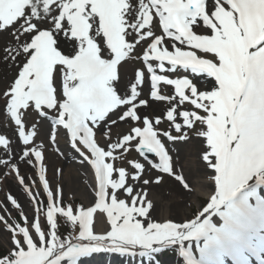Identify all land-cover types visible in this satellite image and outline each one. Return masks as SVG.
<instances>
[{"label": "snow or ice", "instance_id": "obj_1", "mask_svg": "<svg viewBox=\"0 0 264 264\" xmlns=\"http://www.w3.org/2000/svg\"><path fill=\"white\" fill-rule=\"evenodd\" d=\"M0 33L10 37L0 59L16 68L0 111L23 146L17 155L0 134V169L35 211L30 220L8 195L23 223L0 216V264L172 248L183 264H264V0H0ZM154 103L161 115L149 114ZM49 131L94 174L88 206L50 187L36 143ZM170 181L189 196L209 189L195 218L154 216L172 211ZM62 226L78 234L62 239Z\"/></svg>", "mask_w": 264, "mask_h": 264}, {"label": "rangeland", "instance_id": "obj_2", "mask_svg": "<svg viewBox=\"0 0 264 264\" xmlns=\"http://www.w3.org/2000/svg\"><path fill=\"white\" fill-rule=\"evenodd\" d=\"M10 37L7 34L4 33H0V45L1 48L4 47L7 42L9 41ZM3 54V53H2ZM1 55V54H0ZM139 63H135V64H130L128 65V72L129 75L132 74L133 68L134 67H139ZM16 72V68L15 67H9L7 66L2 59H0V91H3L5 88L6 83L8 82V80H10L12 78V76L15 74ZM179 76V75H177ZM150 91V87L148 86L145 89V97H147L148 92ZM167 94H172V89L168 88L167 89ZM2 97H0V104H2ZM166 105L164 103H154L153 104V108L149 109V114L150 115H161L162 112L165 110ZM35 122V119L32 121ZM166 125H162L161 127H165ZM13 127L14 126H10L8 123L5 122V113L3 111H0V134H4L6 135V138L10 139L11 141V147L13 149V152L16 153L17 155L22 151L23 146L19 143L18 139L16 138L14 131H13ZM29 127H31V123L29 124ZM48 133L44 134L42 132H38V137H39V141H36L37 144H43L45 147V164H46V168H45V172H46V179L49 181L50 187L53 188V186L60 187L63 188L62 185V181H60L59 183L55 184V180H54V176L57 175L58 173L59 175H62V169L64 168V165H66V156L62 155L61 151L57 152L56 149H52L47 141L48 138ZM63 141H61L60 143H64L65 139L64 137L61 135L60 137ZM65 144V143H64ZM67 145V144H65ZM62 146V145H61ZM64 152L68 153V155H71L75 160L76 158L73 156V154L71 153L70 149L68 148V145L66 146ZM4 155V152L2 149H0V157H2ZM67 155V154H66ZM138 154L135 153V151L131 152L128 156L129 159H133V158H137ZM78 161V160H76ZM70 165V164H69ZM60 170L59 172L57 170ZM7 171L6 169H0V216H4L6 219L9 220V223H11L12 219H15L16 221L23 223V221L20 219V211L21 209H29L28 211L25 210V215L28 216V218L30 220H34L35 219V211L34 208L32 206L31 201L29 200V198L27 197V195L24 193L22 186L17 185L14 183L11 175L5 177L3 175V173ZM20 172L21 175L25 176V183L28 185H32L33 182L35 183V186L33 187V191L36 193H39V198L41 200L44 201V203H46V197L43 194V190L41 189V185L39 183V179H38V175L36 174V171L34 168H31L23 163L20 164ZM61 172V173H60ZM79 172H77V175ZM58 178V177H57ZM11 179V181H10ZM11 182V185L8 189H13L16 191V198L15 196H13L18 203L21 205V209H14L12 207V204L8 201L7 197H8V191L5 190L4 185L7 182ZM59 184V186H58ZM176 186H178L179 188H175ZM167 189L173 190L175 193H177L183 200H185L184 202L185 204V211L187 213V217L188 218H195V214L198 212V210H202V205L203 206L206 204V201L204 199L198 198L199 204H193L188 200V196L183 197L182 195L185 193L184 190H182V192L180 191L181 186H179L178 183H174L172 181L169 182V184L166 186ZM54 188V189H55ZM64 191V189H63ZM62 194H64V192H62ZM165 194H168L167 192ZM12 195V194H11ZM63 199L67 202H72L73 205H84L85 203L83 201L82 196H75L74 194H69V195H65L63 196ZM28 203V206L24 205L25 203ZM199 205H201V208L199 207ZM29 207V208H26ZM178 215V214H176ZM15 217V218H14ZM171 219H173L174 221H179V217L173 215L171 217ZM0 234H2L3 236L7 235V231L3 226V223L0 222ZM1 253L6 252V249L4 248H0ZM171 258V257H169Z\"/></svg>", "mask_w": 264, "mask_h": 264}, {"label": "bare ground", "instance_id": "obj_3", "mask_svg": "<svg viewBox=\"0 0 264 264\" xmlns=\"http://www.w3.org/2000/svg\"><path fill=\"white\" fill-rule=\"evenodd\" d=\"M2 49L1 45H0V57H2ZM166 91V90H165ZM45 128H50V123H46L44 125ZM126 127V125H125ZM60 138V137H59ZM58 138V139H59ZM66 148V145H63ZM60 149L57 148V152H59ZM63 155L66 156V165H64V168L62 169V175L58 176L55 175L54 176V180H55V184L59 183L60 181H62V185L63 188L62 192H64L63 196L65 195H69V194H74L75 196H82L84 203L86 204V206H88L89 202L92 201L94 199V192H93V188H94V174L92 173V171L90 170V167L87 166L86 164L82 165L80 162L76 161L71 155H66V153L63 150ZM78 155V154H77ZM70 164V165H69ZM77 172H79L77 175ZM61 173V172H60ZM58 177V178H57ZM15 178V177H14ZM13 179V178H12ZM11 181V179H10ZM7 182L4 185L5 190H7L8 192L11 191L13 194H16V191L13 189H8L11 185V182ZM16 178H15V183H16ZM59 186V184H58ZM56 186H53V188H55ZM175 188H179L178 186H176ZM64 189V191H63ZM180 191L182 192V188H180ZM209 189H203V190H199L195 193V195L193 196H188V194L184 193L182 196L186 197L188 196V200L193 204H199L198 198L201 197H207V193H208ZM211 191H214V185L211 188ZM9 192V193H11ZM171 194L174 197V200L172 201V211L171 213H169L168 211H164L163 213H160L159 211L157 213H154V216H156V218L158 220H160L163 217H168L170 216V218L175 215L179 217V221H184V220H188L189 218L187 217V213L185 211V200H183L177 193H175L173 190H171ZM167 195V194H166ZM26 203V201H25ZM26 206H28V203L24 204ZM29 208V207H26ZM25 210H29V209H23V211L25 212ZM178 214V215H176ZM214 220L216 222H218V218H214ZM108 230V226L105 225L103 230H101L100 228H97L96 231L98 233H101L102 231H107ZM0 236H3L2 234H0ZM138 250V249H137ZM104 254V256L107 257V259H109L111 262L113 263H118L121 260V257L118 253H111L108 251H102L99 252ZM92 260V264H101L99 263L98 258H94L91 259ZM129 262V260L127 261ZM65 264H68V262L66 261ZM80 264H86L84 262H81ZM91 264V263H89Z\"/></svg>", "mask_w": 264, "mask_h": 264}]
</instances>
